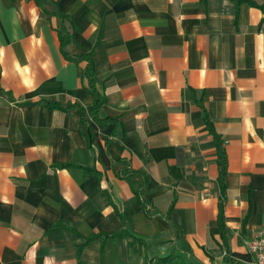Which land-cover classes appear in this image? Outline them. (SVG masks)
<instances>
[{"label": "crops", "instance_id": "1", "mask_svg": "<svg viewBox=\"0 0 264 264\" xmlns=\"http://www.w3.org/2000/svg\"><path fill=\"white\" fill-rule=\"evenodd\" d=\"M89 52L100 123L73 58ZM206 118L227 156L228 246L250 256L264 225V0H0V264H150L155 248L229 264ZM121 213L144 242L78 245L125 228Z\"/></svg>", "mask_w": 264, "mask_h": 264}, {"label": "trees", "instance_id": "2", "mask_svg": "<svg viewBox=\"0 0 264 264\" xmlns=\"http://www.w3.org/2000/svg\"><path fill=\"white\" fill-rule=\"evenodd\" d=\"M205 1V0H202ZM62 33L60 34V44L61 48L63 49L67 43H69L73 38V32L68 31L66 26L62 27ZM76 60H85V65L83 69V75L86 78L87 85L86 89L88 92L93 94L95 96L94 103L89 108V115L91 118L96 121L97 123H100V120L98 118V113L100 106L105 102V97L98 91L96 87V77L94 75V62L92 59V53H86L83 55H78L73 57ZM46 104L49 107H54V105L50 104L49 102H46ZM67 109V108H66ZM83 120V118H82ZM207 124L210 127V130L214 134V138L216 141V145L218 148V164H219V186H220V197H219V212H218V223L221 230V237L223 239L224 245L226 246V260L229 261V264H239L236 262L235 257L242 258L245 260H250V256L246 253L241 252H233L229 249L228 246V237L226 236V226L224 221V196H225V190H226V183H225V177L227 172V156L224 148L220 146V139L215 132V130L212 128L211 123L208 118H206ZM85 122V121H84ZM87 123V122H86ZM88 129L91 130V125L87 123ZM145 205V204H144ZM123 222L125 223V228L114 231L111 233H95L89 237L83 238L82 242H80L78 245L84 246L85 244L89 243L91 240L97 237H102L104 240L108 238L113 237H123V236H129L132 238L133 243L134 242H144V237L141 235L136 234L132 229V224L130 220L126 218L124 214H120ZM178 258L175 257L173 252H170L167 255L160 256L159 260L163 262L164 264H171L172 262L176 261ZM179 260V259H178ZM185 264H191L189 262H186Z\"/></svg>", "mask_w": 264, "mask_h": 264}, {"label": "built area", "instance_id": "3", "mask_svg": "<svg viewBox=\"0 0 264 264\" xmlns=\"http://www.w3.org/2000/svg\"><path fill=\"white\" fill-rule=\"evenodd\" d=\"M247 247L254 264H264V225L248 240Z\"/></svg>", "mask_w": 264, "mask_h": 264}, {"label": "rangeland", "instance_id": "4", "mask_svg": "<svg viewBox=\"0 0 264 264\" xmlns=\"http://www.w3.org/2000/svg\"><path fill=\"white\" fill-rule=\"evenodd\" d=\"M159 251H160L159 248H157V250L155 248L154 250L148 252L147 261L150 262V264H163L162 262L159 261L158 257L160 255L164 256V255L168 254V251L167 250L163 251V252H159ZM171 264H185V263L183 260L181 261V260L177 259L176 261L172 262ZM240 264H254V263L251 262V260L250 261L240 260Z\"/></svg>", "mask_w": 264, "mask_h": 264}]
</instances>
